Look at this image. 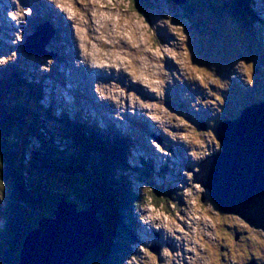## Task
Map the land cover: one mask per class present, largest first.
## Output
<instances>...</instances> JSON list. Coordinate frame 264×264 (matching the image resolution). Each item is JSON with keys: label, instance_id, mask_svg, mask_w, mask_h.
<instances>
[{"label": "rangeland", "instance_id": "rangeland-1", "mask_svg": "<svg viewBox=\"0 0 264 264\" xmlns=\"http://www.w3.org/2000/svg\"><path fill=\"white\" fill-rule=\"evenodd\" d=\"M58 2L63 4L61 8L81 29L77 33L75 28L70 26L68 17L62 14L65 18L63 20L65 26L62 22L59 26L65 28L58 29L62 39L65 40L69 37L73 41L76 36L78 38L85 34L89 42L91 38L96 40L94 41L96 50L91 56L87 53L88 65L90 63L98 64L100 66L95 68L104 73L109 70L117 71L118 61L115 62L114 55L111 54V48L116 46L111 41L105 43L98 40L107 39L110 32L117 31L121 32L118 41L127 43L128 49H123V47L121 49L124 50L122 57L125 59L123 60L124 65H121L124 67L121 72L128 76L127 83H98V89L104 96H111L107 93L108 90L115 93L113 99L108 98L101 106L104 109L106 123L114 125L122 133H126L133 142L126 164L129 166L127 170L131 172L138 169L137 177H135V173L128 171V178L134 194L143 196V192L152 191L149 188L153 185L155 188L161 187V180H156L153 176H145L142 159L148 163V166H158L162 164L163 160H167L166 171L173 170L172 175L178 177L180 181L176 185L181 191L178 193L180 203L175 196L167 197L170 193H166V190L154 188L153 191L161 196V200L168 198L170 204L166 205V202L160 206L158 203L155 204L156 200L150 202L147 200V204L141 202L140 214L153 217L147 223L137 222L136 219L128 215L127 220L133 219L132 223L134 224V221L136 223L134 232L141 242L132 248L135 253L139 252V254L133 256V253L128 252L129 257L123 264H171L173 262L176 264V254L183 262L186 260L188 263L186 257L189 253L191 255L188 257H193V252L187 251L185 245L193 248L197 256L203 257V262L198 261L197 264H210L208 252L212 249L214 253L218 249L220 245L218 238L221 235L224 239L222 245L227 246L232 242L239 252L238 257L246 256L243 253L246 250L247 253L254 254V259L258 260L259 264H264V233L261 232L262 230L250 228L240 218L232 214L221 215L214 212L213 205H209L208 201L202 203L200 201L202 189L197 183H192L191 173H185V169L183 173L180 168L181 164L187 165L188 168H194L200 160L215 153L218 149L214 130L207 129L204 132L198 129V125L195 123L197 110L208 109L205 116L216 120V118L224 117L227 114L225 109L227 107L232 118H235L237 115L234 116V110L237 109V112L240 113L244 102L252 104L264 101L263 63L261 65L258 60V55L262 59L264 56V49L260 45H264V36L261 34V30H264V0H251L250 5L254 14L252 19L247 20L248 27L246 28L249 32L246 33L241 30L242 21L239 18L233 13L231 15L223 13L225 8L222 4L226 6L227 3L224 0H188L182 7L170 0H58ZM4 3L10 2L5 0ZM18 4L21 9H30V14L26 15L27 20L35 19V10L30 8L29 0H22ZM73 6H76V10L73 9ZM27 7L28 9H26ZM46 11V9L43 10L44 14ZM52 12L54 16L57 15L54 9ZM85 14L91 16L88 17ZM230 18L238 25L235 29H238L239 33L240 31L244 32L241 36L247 41L248 49H251L246 59L237 45L231 48V45L236 44L235 34L237 31L232 27L233 23L229 20ZM259 19L262 20L261 24L258 22ZM21 23L23 25L17 27L21 30L18 34L19 41L10 36L0 40V70L2 67L17 65L22 71L21 76L27 77V75L34 74L36 79L40 76L41 92L36 97H31L40 100V104L45 106L49 104L50 94L53 92L55 100L52 107L56 111L51 115L56 116L60 110H64L71 117V109L74 112L77 107L72 98L67 96L68 87L61 86L46 75L54 70L55 65L58 67L59 63H56L52 58H25L23 56L21 48L30 31L24 20ZM67 28H69V32H67ZM212 41L219 44V47H222L223 44L226 50L223 58L222 54L214 58L216 46ZM63 47L61 50L63 53L64 50H69V46L68 48ZM89 49L90 47L84 51L87 52ZM98 49H102L103 53L96 54L95 51L97 52ZM230 49L234 51L229 52ZM40 51L44 53V49L40 48ZM48 51L52 52L51 47ZM232 53L234 56H226ZM71 57L70 55V59ZM116 57L121 58L120 55ZM194 58L200 64H194ZM72 59L74 58L72 57ZM204 60L206 61L203 62ZM118 64L120 63L118 62ZM218 66L221 68L219 73ZM225 75H228L229 78H226ZM124 84L127 87L121 88V85ZM115 87H119V89H115ZM8 95L7 100L21 108L34 106L33 101L30 100L31 97L21 85L10 89ZM91 102L99 107L97 102ZM169 102H172L171 105L174 106L168 105ZM78 105L85 112L90 110L92 115L95 114L91 103L82 104L80 101ZM40 114L37 116L40 117ZM41 122L46 133L56 135L53 138V135L49 134L59 149H63L66 144H69L68 141L64 142L58 136L60 128L57 122L44 123L43 119ZM102 126L104 125L102 124ZM160 128L164 129L165 133H162ZM175 130L178 132L176 133ZM142 131L146 133V137ZM67 134L69 136V133ZM154 136L158 137L160 142L152 138ZM175 137L180 141V145L175 143ZM176 147L180 148V158L169 159V151H174ZM39 148V143L32 141V149L28 150L26 154L30 155L32 151H38ZM181 155L184 156L181 157ZM171 164H174V168L170 166ZM185 178L188 180V184H186ZM5 188L0 183V201L3 197L5 198L3 196ZM139 206L136 204L134 208L138 209ZM4 211L5 213L0 214V227L1 219L6 218L7 206ZM153 225H158V227H153ZM177 226L179 231H176ZM153 229H156V233H160L159 243L162 244V249L157 253L146 249L156 242ZM185 233L187 236H184ZM204 233H208V235ZM234 233L238 236L230 241ZM171 241L174 244H171ZM175 248L179 253L172 252ZM8 249L0 232V256L8 255ZM165 251L169 256L167 259L164 255ZM220 262L224 264L220 260L215 264Z\"/></svg>", "mask_w": 264, "mask_h": 264}, {"label": "trees", "instance_id": "trees-1", "mask_svg": "<svg viewBox=\"0 0 264 264\" xmlns=\"http://www.w3.org/2000/svg\"><path fill=\"white\" fill-rule=\"evenodd\" d=\"M228 1L226 6L222 4L223 13H233L242 21L240 24L237 20L240 25L248 26L247 20L254 14L251 0ZM12 85L0 83V183L6 187L3 199L7 206L5 232L1 234L9 248V256H0V264H19L18 255L24 238L38 222L50 217L58 201L67 199L77 210H82L89 194L100 202L97 219L101 234L80 264H123V242L120 240L125 239L122 234L124 214L131 213L136 204H147V200H156L155 204L160 206L166 202L169 205L168 198L161 200L153 190L143 192V196H135L132 192L122 175L128 171V142L125 139L88 132L85 129L92 127L79 125L78 118L74 123L62 118L65 126L61 128L74 132V136L58 133L62 141L71 142L59 149L53 139L56 135L44 131L42 118L34 109L21 108L7 100ZM22 87L30 96L36 97L30 88ZM49 134H53V138ZM32 141L39 143L40 148L27 155L26 148Z\"/></svg>", "mask_w": 264, "mask_h": 264}, {"label": "water", "instance_id": "water-1", "mask_svg": "<svg viewBox=\"0 0 264 264\" xmlns=\"http://www.w3.org/2000/svg\"><path fill=\"white\" fill-rule=\"evenodd\" d=\"M183 5L188 0H170ZM28 38L24 47L37 54ZM221 150L202 162L194 182L210 193L218 210L240 218L250 228L264 231V102L246 109L235 121L217 128ZM86 209L59 204L53 217H45L24 238L19 264H80L97 244L101 229L97 219L99 201L88 200Z\"/></svg>", "mask_w": 264, "mask_h": 264}, {"label": "clouds", "instance_id": "clouds-1", "mask_svg": "<svg viewBox=\"0 0 264 264\" xmlns=\"http://www.w3.org/2000/svg\"><path fill=\"white\" fill-rule=\"evenodd\" d=\"M10 4L13 5V8L12 10L8 11L7 12V16L9 19L11 20H16L18 17H21V16H26L28 14H30V9L29 10H25V9H21L19 7V4H18V0H9ZM52 3L56 6V7H60L61 5L58 3V0H52ZM76 30L77 33H79V31L81 30L79 27H77L76 25L73 26ZM16 40L19 41L20 40V37L17 36L16 37ZM105 43H107V41H105ZM113 44H115V41H112ZM81 50H80V60L79 62L80 63H89L88 59H87V56L88 54L83 50V46L80 45L78 46ZM89 66H92V67H99L100 65L98 64H95V63H90ZM153 219L152 216H141L140 217V220L142 222H149ZM177 219H179V217H177ZM174 223V221H173ZM37 227V226H36ZM35 227V228H36ZM153 227H158V225H153ZM165 227H167V225H165ZM176 231H179V227L177 226L176 227ZM205 235H208V233H204ZM185 236H187V233H185ZM185 248L187 251H191L193 252V257H186V259L188 260V264H197L198 261H201L203 262V257H199L195 254V251L193 248L191 247H188L187 245H185ZM164 255L167 256L168 253L167 251L164 252ZM176 264H179V262L177 261Z\"/></svg>", "mask_w": 264, "mask_h": 264}, {"label": "bare ground", "instance_id": "bare-ground-1", "mask_svg": "<svg viewBox=\"0 0 264 264\" xmlns=\"http://www.w3.org/2000/svg\"><path fill=\"white\" fill-rule=\"evenodd\" d=\"M38 8H35V10L36 11H38L37 10ZM52 12V11H51ZM51 15L52 16H54V14H53V12L51 13ZM1 32V31H0ZM71 59H72V57H71ZM77 73H79V71L77 70V69H74V70H72L71 72L69 71V69H67L66 67L65 68H63V71H62V73H61V76L63 77V78H66L67 76H69V75H71V76H75ZM64 75V76H63ZM71 84H72V86H73V88H75V89H79L77 86H76V82H75V79L74 78H71ZM90 89H92L91 88V86H87L86 87V89H83V91H84V93H92V91H90ZM71 111H72V115L74 114V112H73V110L71 109ZM96 119V118H95ZM100 120H103L104 118L102 117V118H99ZM94 121V120H93ZM95 124H96V122H94ZM145 154V153H144ZM180 182V181H179ZM182 233V232H181ZM185 236V235H184ZM181 238V237H180ZM184 238V237H183ZM167 243V242H166ZM176 245V244H175Z\"/></svg>", "mask_w": 264, "mask_h": 264}, {"label": "flooded vegetation", "instance_id": "flooded-vegetation-1", "mask_svg": "<svg viewBox=\"0 0 264 264\" xmlns=\"http://www.w3.org/2000/svg\"><path fill=\"white\" fill-rule=\"evenodd\" d=\"M232 240H234V239H232ZM231 244H227V245H231V246H234L233 244H232V242H230ZM225 251V253L227 254L228 252H229V254H232L233 255V263H228L227 261H224V264H245L246 262H248L249 260H251L250 258H248V261H243V262H237L236 261V259H235V256L239 253L238 251L236 252V251H234L233 249H225V248H220L219 249V253H222V252H224ZM244 259H246V258H244ZM243 259V260H244Z\"/></svg>", "mask_w": 264, "mask_h": 264}]
</instances>
